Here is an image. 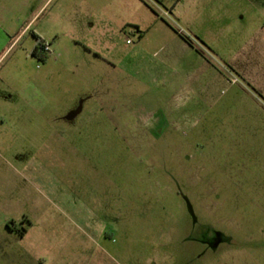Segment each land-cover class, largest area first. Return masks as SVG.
Instances as JSON below:
<instances>
[{
	"label": "rangeland",
	"instance_id": "374dc122",
	"mask_svg": "<svg viewBox=\"0 0 264 264\" xmlns=\"http://www.w3.org/2000/svg\"><path fill=\"white\" fill-rule=\"evenodd\" d=\"M49 11L0 67V264H264V60Z\"/></svg>",
	"mask_w": 264,
	"mask_h": 264
},
{
	"label": "crops",
	"instance_id": "0c3cea01",
	"mask_svg": "<svg viewBox=\"0 0 264 264\" xmlns=\"http://www.w3.org/2000/svg\"><path fill=\"white\" fill-rule=\"evenodd\" d=\"M144 7L154 13L152 26L158 29L151 32L153 38L164 36L161 34L162 25L175 28L174 22L187 28L192 36L202 38L205 42L212 41L211 44L232 43L243 37L245 45L236 54L243 55L244 61L264 60V0H0V67L28 35L35 39L37 36L43 39L55 36L49 31L51 27L39 26L47 9H50L47 14L50 22H55L58 17L74 20L77 14H84L94 27L97 23L117 22V17H121L125 8L137 11ZM162 12L169 14L172 22L160 20ZM69 23L73 24L72 21ZM52 26L56 28V23ZM147 27V33H150L151 27ZM138 29L140 37L144 38L146 33L142 25H138ZM202 43V46L211 50ZM49 48L51 52L52 46L49 45ZM200 50L201 53L205 52L202 47ZM243 71L247 77L252 75ZM0 98L9 101L13 96L2 90Z\"/></svg>",
	"mask_w": 264,
	"mask_h": 264
},
{
	"label": "trees",
	"instance_id": "16d2710c",
	"mask_svg": "<svg viewBox=\"0 0 264 264\" xmlns=\"http://www.w3.org/2000/svg\"><path fill=\"white\" fill-rule=\"evenodd\" d=\"M37 39L38 42L35 45L34 49L32 50V53L38 57L46 59L50 55V50L49 51L45 50V46L47 45V43L40 36H37Z\"/></svg>",
	"mask_w": 264,
	"mask_h": 264
},
{
	"label": "built area",
	"instance_id": "2783aa9c",
	"mask_svg": "<svg viewBox=\"0 0 264 264\" xmlns=\"http://www.w3.org/2000/svg\"><path fill=\"white\" fill-rule=\"evenodd\" d=\"M45 50H47V51H49V50H50V48H49V45H48V44L45 46Z\"/></svg>",
	"mask_w": 264,
	"mask_h": 264
}]
</instances>
